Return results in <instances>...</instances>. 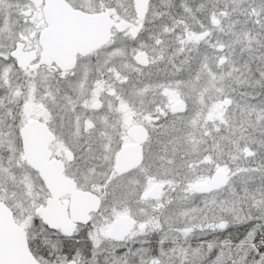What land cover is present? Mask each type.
Segmentation results:
<instances>
[{"label": "snow or ice", "instance_id": "obj_1", "mask_svg": "<svg viewBox=\"0 0 264 264\" xmlns=\"http://www.w3.org/2000/svg\"><path fill=\"white\" fill-rule=\"evenodd\" d=\"M0 264H264V0H0Z\"/></svg>", "mask_w": 264, "mask_h": 264}]
</instances>
